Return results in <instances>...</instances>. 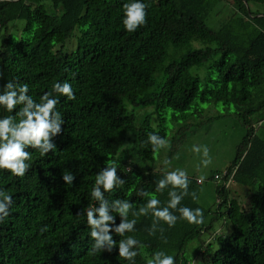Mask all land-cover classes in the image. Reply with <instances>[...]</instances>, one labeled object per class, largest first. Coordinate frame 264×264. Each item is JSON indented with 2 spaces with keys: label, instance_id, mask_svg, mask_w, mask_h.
I'll return each instance as SVG.
<instances>
[{
  "label": "trees",
  "instance_id": "16d2710c",
  "mask_svg": "<svg viewBox=\"0 0 264 264\" xmlns=\"http://www.w3.org/2000/svg\"><path fill=\"white\" fill-rule=\"evenodd\" d=\"M253 1L264 3L233 0L237 10L214 29L207 23L213 0H145L146 24L127 32L121 21L124 0H0V85L28 84L39 100L56 82L67 81L76 96L59 97L65 124L53 138L55 154L40 157L28 149L31 167L23 177L0 171V188L14 198L0 224V264H128L117 252H89L86 211L96 205L90 196L95 177L116 162L124 183L106 199L128 200L136 210L149 198L166 204L167 190L160 194L155 186L168 170L156 165V151L147 141L149 133L165 139L168 133L152 127L154 111L140 126L134 112L154 106L158 113L172 108L191 116L198 101L234 106L247 126L225 180L232 176L247 186L249 203L243 206L229 186L217 182L216 209L206 208L199 202L203 180L188 176L189 192L197 198L186 196L181 206L202 208L204 222L178 220L172 228L162 223L150 234L151 214H130L137 223L128 235L140 241L135 264H147L158 251L174 255L176 264H264V137L252 119L264 109V15L248 11ZM20 19L26 21L23 27L15 23ZM20 31L24 35L15 37ZM73 38L75 49L66 51ZM194 40L205 46L193 47ZM171 48L186 52L171 54ZM193 67L208 70L205 87ZM7 115L14 113L0 109V117ZM188 125L172 136L169 157L185 143ZM132 130L135 155L124 150ZM223 172L216 170L210 179ZM65 173L74 174L72 185L63 181ZM222 217L232 231L205 239Z\"/></svg>",
  "mask_w": 264,
  "mask_h": 264
},
{
  "label": "clouds",
  "instance_id": "9594fccd",
  "mask_svg": "<svg viewBox=\"0 0 264 264\" xmlns=\"http://www.w3.org/2000/svg\"><path fill=\"white\" fill-rule=\"evenodd\" d=\"M147 8L145 0H124L121 21L127 32H135L146 24ZM29 91L28 84L9 81L0 85V109L14 113L0 117V171L6 170L10 175L17 177H23L31 167L32 154L28 149L38 151L40 157L48 156L50 152L55 154L57 145L53 138L62 133V126L65 124L64 117L57 110L59 97L63 96L69 101L76 99L73 86L67 81L56 82L52 90L45 91L39 100L34 99ZM147 142L153 151L167 146V140L158 133H149ZM193 151L202 155L203 166L207 167L211 163L210 150L207 146L203 148L194 146ZM164 164L167 167L170 161H165ZM118 169L116 162L105 165L96 175L90 192L91 200L96 202L95 206L89 207L86 211L91 255L117 252L122 261L135 264L140 241L133 235H128L135 232L137 223L136 219H129L130 214L133 217L151 214L150 234H154L157 226L162 223L172 228L178 220H185L193 225L204 222L202 208L181 206V201L186 196L191 195L193 200L197 198L195 192H189L190 181L185 170L177 168L165 171L163 178L157 182L155 186L157 193L163 194L167 190L166 204L159 198H149L136 210L128 200L106 199V193L113 192L124 183L117 174ZM62 179L66 184L72 185L75 176L72 173H65ZM13 203V196L0 188V224L9 217ZM160 231H163L162 227ZM114 236L121 239H114ZM147 264H176V258L164 251H158L147 260Z\"/></svg>",
  "mask_w": 264,
  "mask_h": 264
},
{
  "label": "rangeland",
  "instance_id": "374dc122",
  "mask_svg": "<svg viewBox=\"0 0 264 264\" xmlns=\"http://www.w3.org/2000/svg\"><path fill=\"white\" fill-rule=\"evenodd\" d=\"M248 11L253 13H259L264 15V3L251 2L247 6ZM237 10L233 0H213V7L207 18V23L210 27L217 29L223 21H225L229 15L233 14ZM15 23H19L22 27L26 24L23 19L17 20ZM24 35L23 31L19 34L14 33L15 37H21ZM76 46V39L73 38L65 48L66 51L74 50ZM193 47H204L205 44L202 41L194 40L192 42ZM171 54H175L174 48L170 50ZM186 52V49L177 51L176 54H182ZM207 69L193 67L191 72L198 74L202 79V87H205V81L208 79ZM154 115L151 120L152 127L155 129L165 128L168 137L167 146L159 149L155 153L156 165L168 171L175 170L177 168L186 171L188 176H198L203 180L201 184V192L199 196V202L206 208L216 209L217 206V181L210 179L213 172L225 171L230 165L236 154V148L243 140L247 132V126L244 125L241 119L236 115L234 106L226 105L222 102H195L190 111H194V115H188L182 112L174 111L172 108H167L160 113L155 112L154 106L142 107L134 112L137 116V126L142 125L144 117L149 112H153ZM253 124L256 127V132L259 136L264 137V109L256 112L253 117ZM188 125L186 130L187 138L185 143L176 151L174 155L169 157V148L171 146V139L174 134H177L181 126ZM185 128V127H184ZM186 129V128H185ZM195 129V131H193ZM131 133V135L129 134ZM128 133V141L124 147V150H128L129 154H136V141L135 130ZM182 134L181 131L178 132ZM180 136V135H179ZM194 146H207L210 150L209 155L211 157V163L205 167L202 164V155L193 151ZM170 161V164L165 167L164 162ZM232 195H235V190H239L241 199L240 203L243 206H247L249 203V188L245 185L238 184L234 181L229 184ZM214 231L204 234V238L212 240L219 233H230L232 231V225L225 217L217 219L214 223ZM192 249L195 245H191ZM218 246V243H215ZM188 251V256L193 257L194 251Z\"/></svg>",
  "mask_w": 264,
  "mask_h": 264
},
{
  "label": "built area",
  "instance_id": "2783aa9c",
  "mask_svg": "<svg viewBox=\"0 0 264 264\" xmlns=\"http://www.w3.org/2000/svg\"><path fill=\"white\" fill-rule=\"evenodd\" d=\"M226 175H227V171H224V172L221 173V174H217V175H216V180H217V182H218V183H223V184L229 186L230 182L233 181V177L230 176L227 180H225ZM199 182H201L200 179H199Z\"/></svg>",
  "mask_w": 264,
  "mask_h": 264
},
{
  "label": "crops",
  "instance_id": "0c3cea01",
  "mask_svg": "<svg viewBox=\"0 0 264 264\" xmlns=\"http://www.w3.org/2000/svg\"><path fill=\"white\" fill-rule=\"evenodd\" d=\"M235 195H232V192H231V197H234V198H237L239 201L243 202V200L241 199V195L239 193V190H235Z\"/></svg>",
  "mask_w": 264,
  "mask_h": 264
}]
</instances>
